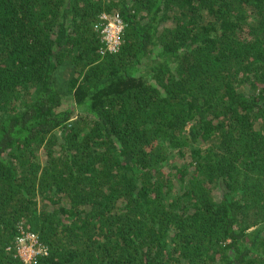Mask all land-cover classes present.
<instances>
[{
  "label": "trees",
  "instance_id": "obj_1",
  "mask_svg": "<svg viewBox=\"0 0 264 264\" xmlns=\"http://www.w3.org/2000/svg\"><path fill=\"white\" fill-rule=\"evenodd\" d=\"M26 233L32 264H264V0H0V264Z\"/></svg>",
  "mask_w": 264,
  "mask_h": 264
},
{
  "label": "built area",
  "instance_id": "obj_2",
  "mask_svg": "<svg viewBox=\"0 0 264 264\" xmlns=\"http://www.w3.org/2000/svg\"><path fill=\"white\" fill-rule=\"evenodd\" d=\"M100 34L109 51H116L120 44V35L124 25L119 17L102 16ZM16 253L23 259L25 264H32L37 255L42 253L38 245L36 235L33 233L22 234L15 239Z\"/></svg>",
  "mask_w": 264,
  "mask_h": 264
}]
</instances>
